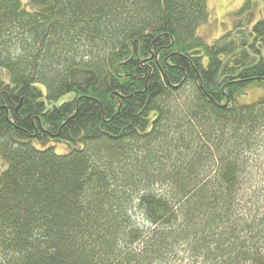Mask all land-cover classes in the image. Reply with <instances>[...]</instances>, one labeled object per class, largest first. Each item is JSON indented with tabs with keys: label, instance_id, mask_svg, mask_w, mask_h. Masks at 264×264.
Listing matches in <instances>:
<instances>
[{
	"label": "trees",
	"instance_id": "16d2710c",
	"mask_svg": "<svg viewBox=\"0 0 264 264\" xmlns=\"http://www.w3.org/2000/svg\"><path fill=\"white\" fill-rule=\"evenodd\" d=\"M209 15L0 0V264H264V17Z\"/></svg>",
	"mask_w": 264,
	"mask_h": 264
},
{
	"label": "rangeland",
	"instance_id": "374dc122",
	"mask_svg": "<svg viewBox=\"0 0 264 264\" xmlns=\"http://www.w3.org/2000/svg\"><path fill=\"white\" fill-rule=\"evenodd\" d=\"M24 4L28 0H21ZM247 0H208L209 18L206 22L199 25L197 33L204 37L208 43H212L223 35L233 32L236 41H244V38H248L251 41V36L249 35L250 29L255 23L264 17V0H251L253 11L249 9L243 14L239 13L243 10ZM249 14H254V18L249 17ZM243 19L242 27L235 28L236 22ZM252 20L250 23L248 21ZM238 30H245L244 33H237ZM239 51L242 49H247L250 51L248 46L242 47L240 42H238ZM242 43V42H241ZM10 73L8 70L0 68V81H10ZM261 90H249L246 95L241 96L239 101L242 104H250L255 102L261 95ZM70 97L65 98L62 102L68 100ZM264 166V162L263 165Z\"/></svg>",
	"mask_w": 264,
	"mask_h": 264
}]
</instances>
